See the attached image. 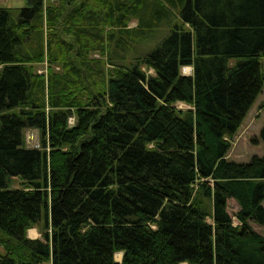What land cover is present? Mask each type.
I'll use <instances>...</instances> for the list:
<instances>
[{"label":"trees","instance_id":"1","mask_svg":"<svg viewBox=\"0 0 264 264\" xmlns=\"http://www.w3.org/2000/svg\"><path fill=\"white\" fill-rule=\"evenodd\" d=\"M262 59L264 0L0 6V264H264V153L226 157Z\"/></svg>","mask_w":264,"mask_h":264},{"label":"rangeland","instance_id":"2","mask_svg":"<svg viewBox=\"0 0 264 264\" xmlns=\"http://www.w3.org/2000/svg\"><path fill=\"white\" fill-rule=\"evenodd\" d=\"M48 0H44V3H47ZM26 4V0H0V6L8 7V8H19ZM129 26L133 27L136 24L135 19H131L128 22ZM164 33V30L160 29L155 31V39H158L160 35ZM89 56L96 57L99 56L98 52H90ZM104 58V56L102 57ZM233 61H230L232 63ZM262 69L264 70V59L261 60ZM34 71L38 73L46 74L49 70L57 71L59 66L55 64H47L46 60H43L40 63H34ZM190 68L191 66L188 65ZM180 71L182 74H190L187 71L180 67ZM147 72L152 73L151 69H148ZM175 105L178 108L186 109L189 108L190 105L184 102H176ZM74 122L73 116L69 118V123L72 124ZM264 122V85L261 88L259 94L255 97L254 101L250 105L248 111L246 112L241 124L238 129L234 133L232 137L229 138V149L226 153V157L230 160L235 161H247L252 155H262L264 153L263 142L259 135L260 127ZM23 142L25 146L29 147H37L40 142L39 130L37 128H26L23 131ZM19 179L18 177H13L11 179V186H18ZM262 205L264 206V200L262 201ZM239 205L233 198H228L227 200V211L232 217V221L234 224H237L238 221L235 218L234 214L238 210ZM251 227L259 232L264 234V225L254 221H249ZM30 228V227H29ZM37 229L38 235L40 237V232L38 230L39 227H35ZM27 234V231H26ZM28 236V234H27ZM114 258L116 260H120L121 253L117 252L114 254ZM46 264V263H42ZM179 264H185L179 263Z\"/></svg>","mask_w":264,"mask_h":264},{"label":"crops","instance_id":"3","mask_svg":"<svg viewBox=\"0 0 264 264\" xmlns=\"http://www.w3.org/2000/svg\"><path fill=\"white\" fill-rule=\"evenodd\" d=\"M28 237L35 238L38 235L37 229L35 227H30L27 229Z\"/></svg>","mask_w":264,"mask_h":264},{"label":"built area","instance_id":"4","mask_svg":"<svg viewBox=\"0 0 264 264\" xmlns=\"http://www.w3.org/2000/svg\"><path fill=\"white\" fill-rule=\"evenodd\" d=\"M186 66V68L184 67V65L182 66V69L185 71H187V73H189L190 72V74H191V67L189 68L188 67V65H185Z\"/></svg>","mask_w":264,"mask_h":264},{"label":"water","instance_id":"5","mask_svg":"<svg viewBox=\"0 0 264 264\" xmlns=\"http://www.w3.org/2000/svg\"><path fill=\"white\" fill-rule=\"evenodd\" d=\"M116 253V252H115ZM116 261H120V260H116Z\"/></svg>","mask_w":264,"mask_h":264},{"label":"bare ground","instance_id":"6","mask_svg":"<svg viewBox=\"0 0 264 264\" xmlns=\"http://www.w3.org/2000/svg\"><path fill=\"white\" fill-rule=\"evenodd\" d=\"M186 68V66H184Z\"/></svg>","mask_w":264,"mask_h":264}]
</instances>
